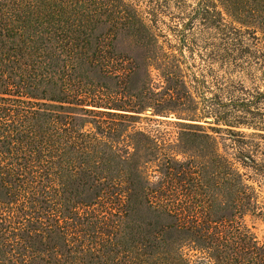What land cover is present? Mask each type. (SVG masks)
Segmentation results:
<instances>
[{"label": "trees", "instance_id": "16d2710c", "mask_svg": "<svg viewBox=\"0 0 264 264\" xmlns=\"http://www.w3.org/2000/svg\"><path fill=\"white\" fill-rule=\"evenodd\" d=\"M170 1L144 0L152 28ZM216 2L263 35L227 24ZM191 14L219 31L224 66L256 68L251 88L186 72L128 4L0 0V264H190L184 249L199 264H264V242L242 225L258 208L249 182H264V0H196ZM96 21L126 28L139 61L108 56L104 41L90 52ZM97 67L141 71L136 100L94 83ZM39 86L78 107L25 99ZM147 111L175 114L178 130L138 125Z\"/></svg>", "mask_w": 264, "mask_h": 264}, {"label": "rangeland", "instance_id": "374dc122", "mask_svg": "<svg viewBox=\"0 0 264 264\" xmlns=\"http://www.w3.org/2000/svg\"><path fill=\"white\" fill-rule=\"evenodd\" d=\"M115 1L118 4L125 3L133 8L135 7L138 9L146 23L149 24L150 30L155 34L160 35L158 37L159 43L163 45L164 48L169 52H174L175 54L179 55L182 62L184 63L183 68H185L186 72L190 74H196L213 69L218 76H228V74H231V78L235 81H241L246 89L252 87V83L245 73L256 71L255 67H252L251 71L249 70L243 72L240 68L228 67V65L224 66L223 62L217 59V56H221V54H223V51L221 50L222 41L220 39L219 31L215 30L214 28H203L202 25L199 24L200 20L198 16L194 17V19L191 18V11L193 7L196 6V0H185V8L181 10L177 8L174 0H171L169 7H167L165 12L160 15L161 21L157 23V28H152L151 22L147 18V13L144 12V0ZM216 5L217 10H223L218 2H216ZM222 16L225 18V22L231 26L239 28L242 31L247 30L249 34L254 33L258 37L263 35L262 29L258 23L239 24L232 21V19L226 15V13H224V10ZM248 32L245 34V36L249 35ZM89 41L91 46L90 52L93 51L97 42L104 41L108 47V56H119L128 61H131L132 59L139 61V58L143 56V49L136 45L135 40L129 31L123 26L116 25L111 21H105L104 23L101 21H96L95 28L91 32ZM154 74L153 77L157 80L158 76L156 77V74ZM89 76L94 81V83L102 84L109 88V90L115 92L119 91L120 93L128 96V99L132 100L136 99L130 95L134 94V92L139 88V82L144 78L142 72L139 71L137 74H129L127 77L121 79L101 71L99 67L95 68L94 73L90 74ZM208 81H210L209 78ZM208 85L210 87V92L212 94H217L218 90L212 86V83L209 82ZM42 88L43 86H39L38 90L33 91L31 97H27L25 99L38 104L46 103L54 106L63 105L73 108L78 107L74 104L50 100L49 93L44 95L42 93ZM120 93L118 95L122 96ZM140 116L141 119H139L137 124L142 127L147 128L150 126H158L160 128H169L172 130V134H174V131L178 130L174 124H170V122L178 121L176 115L173 113H160L159 115H154L147 111L145 113H141ZM149 119H152V121ZM200 123L207 126L204 120H202ZM219 126L222 128H232L234 130H239L246 134L261 132L245 125L233 127L220 124ZM208 132L214 136H217L220 142H222V139H220L221 136L225 135V132H221L220 134L213 133L211 131ZM256 140H259V138H256ZM249 183L254 187L258 208L256 211L246 212L242 219V225L247 228V230L254 237V240L261 244L264 242V182ZM184 184H187L189 187H192L193 185L191 182H184ZM184 252H186L188 258H190V264H199L196 261L197 258L195 252L187 249H184Z\"/></svg>", "mask_w": 264, "mask_h": 264}]
</instances>
